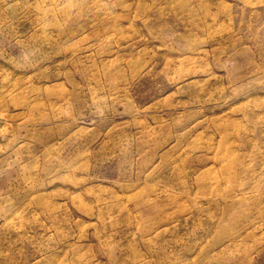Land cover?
Listing matches in <instances>:
<instances>
[{
  "label": "rangeland",
  "instance_id": "obj_1",
  "mask_svg": "<svg viewBox=\"0 0 264 264\" xmlns=\"http://www.w3.org/2000/svg\"><path fill=\"white\" fill-rule=\"evenodd\" d=\"M201 263L264 264V0H0V264Z\"/></svg>",
  "mask_w": 264,
  "mask_h": 264
},
{
  "label": "bare ground",
  "instance_id": "obj_2",
  "mask_svg": "<svg viewBox=\"0 0 264 264\" xmlns=\"http://www.w3.org/2000/svg\"><path fill=\"white\" fill-rule=\"evenodd\" d=\"M254 186H255V188H257L258 187V184L256 185V183H254ZM186 189H188L187 187H185ZM51 213H53L54 214V212H53V210H52V212ZM201 264H203V263H201Z\"/></svg>",
  "mask_w": 264,
  "mask_h": 264
}]
</instances>
